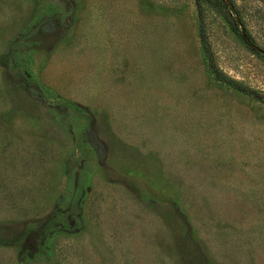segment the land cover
Here are the masks:
<instances>
[{
  "label": "rangeland",
  "instance_id": "obj_1",
  "mask_svg": "<svg viewBox=\"0 0 264 264\" xmlns=\"http://www.w3.org/2000/svg\"><path fill=\"white\" fill-rule=\"evenodd\" d=\"M201 3L0 0V264H264V101L210 65L264 95V0Z\"/></svg>",
  "mask_w": 264,
  "mask_h": 264
},
{
  "label": "trees",
  "instance_id": "obj_2",
  "mask_svg": "<svg viewBox=\"0 0 264 264\" xmlns=\"http://www.w3.org/2000/svg\"><path fill=\"white\" fill-rule=\"evenodd\" d=\"M202 0H198V3H199V8H200V14L201 16H204V9H203V4L201 3ZM207 1V3H209L210 5L212 6H215V7H221V8H225L226 7V4H227V0H205ZM202 24H203V20H202ZM201 31H205V26L201 25ZM202 41L206 47V50L207 52L210 54V48H209V45H208V42H207V39L205 37V34L204 36H202ZM211 69L213 71V73L215 74V76L221 80V81H224L226 84L230 85L231 87L239 90V91H242L248 95H252L254 97H256L257 99L259 100H262L264 101V95H261L259 94L258 92L246 87V86H243L241 84H239L238 82L228 78L225 74H223L219 69L218 67L216 66V64H214V62L211 60Z\"/></svg>",
  "mask_w": 264,
  "mask_h": 264
}]
</instances>
